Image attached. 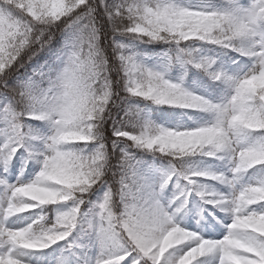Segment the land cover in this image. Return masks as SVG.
Listing matches in <instances>:
<instances>
[{
  "label": "snow or ice",
  "instance_id": "snow-or-ice-1",
  "mask_svg": "<svg viewBox=\"0 0 264 264\" xmlns=\"http://www.w3.org/2000/svg\"><path fill=\"white\" fill-rule=\"evenodd\" d=\"M0 264H264V0H0Z\"/></svg>",
  "mask_w": 264,
  "mask_h": 264
}]
</instances>
